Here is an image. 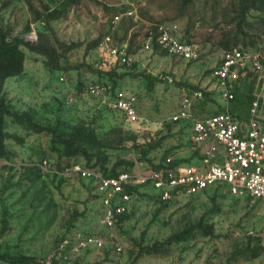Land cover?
Wrapping results in <instances>:
<instances>
[{"label":"rangeland","instance_id":"obj_1","mask_svg":"<svg viewBox=\"0 0 264 264\" xmlns=\"http://www.w3.org/2000/svg\"><path fill=\"white\" fill-rule=\"evenodd\" d=\"M251 2L241 30L244 0H140L136 16L118 24L114 16L121 12L119 0H0V30L9 42L23 40L56 52L48 56L21 45L24 71L6 80L4 98L15 111L30 114L38 126L58 127L68 134L63 144L48 131L29 130L6 118V132L18 134L25 143L8 139L9 156L0 158L3 254L43 264L75 231L102 237L113 232L124 242L123 254L109 241L105 248L72 255L64 264H264L262 202L221 189L161 202L150 188L111 231L103 223L93 182L73 171L75 165L101 173L132 171L168 155L187 158L188 127L171 122L181 90H204L206 101L197 114L217 113L222 100L212 73L226 49L223 44L264 59V0ZM56 9L63 15L49 25L36 19V13ZM158 23L178 25L186 39L201 45V59L186 62L145 50L144 36ZM122 44L128 45L129 64L109 73L99 71L102 48ZM261 64L262 69L248 68L237 80L239 99L232 106L245 114L254 100L264 97V60ZM96 82L109 84L112 94H93L90 87ZM116 92L136 94L140 124L125 122L112 108ZM78 131L85 142L74 137ZM174 236L179 237L169 242ZM154 247L157 251L137 256L141 248ZM260 247L257 256H235L239 250Z\"/></svg>","mask_w":264,"mask_h":264},{"label":"built area","instance_id":"obj_2","mask_svg":"<svg viewBox=\"0 0 264 264\" xmlns=\"http://www.w3.org/2000/svg\"><path fill=\"white\" fill-rule=\"evenodd\" d=\"M140 0H119V10L114 16L118 24L124 17L137 14ZM143 48L160 51L186 62L201 59L202 47L186 39L178 25L158 23L145 36ZM97 60L99 71L109 73L129 64L128 45L102 48ZM263 59V58H262ZM257 54L234 47L224 50L218 66L213 69L212 81L219 88L222 111L199 115L197 107L206 101L202 89L183 88L179 110L172 117L173 124H183L187 129L190 154L187 161L168 155L153 165H140L132 171L105 176L103 173L75 165L73 171L92 181L95 194L103 208V223L113 231L123 216L130 214L139 194L153 189L161 202H169L182 194L221 189L238 197H248L253 203H264V97H258L246 112L232 106L238 101L237 80L248 68L262 69ZM167 79L172 82V79ZM62 81L65 79L62 77ZM93 94H112L109 84L91 85ZM112 108L129 124H140L136 94L116 92ZM47 166V162H44ZM111 241L118 254L125 252L123 240L111 232L107 237L75 231L66 236L57 247L53 259L43 264H64L73 256L93 248L103 249ZM102 264H115L106 262Z\"/></svg>","mask_w":264,"mask_h":264},{"label":"trees","instance_id":"obj_3","mask_svg":"<svg viewBox=\"0 0 264 264\" xmlns=\"http://www.w3.org/2000/svg\"><path fill=\"white\" fill-rule=\"evenodd\" d=\"M253 3L251 0H244V5L241 10V17H240V22H239V28L242 30L243 24L246 22V16L249 13V11L252 9ZM30 9L32 11H35L33 8V5L30 4ZM36 13V12H35ZM63 15V12L61 10H53V11H47V13L41 14V13H36V19L37 20H43L45 24H48L51 21L60 19ZM1 38H0V158H6L9 156V152L7 150V145L6 141L8 139H13L18 144L23 145L25 143V139L18 134H10L6 132L5 130V124H6V118L11 117L13 121L23 127H27L29 130L33 131H48L52 134V136L56 139V141L65 144L66 141L64 140L65 137L68 134H65L62 132L58 127H40L38 126L35 121L32 119L31 115L28 113H19L12 109L6 99L3 96V88L5 85V82L8 78L20 75L24 71V64H25V58L26 55L25 53L21 50L20 46L24 45L28 47L30 50L38 53H46L45 55L48 56H53L55 55V50H47L44 51L40 47H36L29 42L26 41H17V42H9L7 40V35L0 30ZM223 46L226 48L225 50H230L234 47H231L226 43L223 44ZM244 49V48H243ZM207 96V94H206ZM217 113L221 112L220 110L216 111ZM78 139L82 142L84 139V135H82L81 131L76 132V136ZM182 161H187V159H183ZM118 172L116 170H113L112 172H108L105 170L103 174L105 176H111V175H116ZM4 226L0 232V235L3 234L4 230L6 229V224L4 220ZM179 236H174L169 239V242L172 241L173 239H176ZM260 248H253L252 250H247V251H237L235 256L240 253H252L254 256H257L260 253ZM157 251V247L154 248H141L138 252L137 256H142L144 253L146 254H151L153 252ZM0 261H5L11 264H38L36 263L32 258L27 257V256H20V257H10L6 254H3L0 251Z\"/></svg>","mask_w":264,"mask_h":264}]
</instances>
